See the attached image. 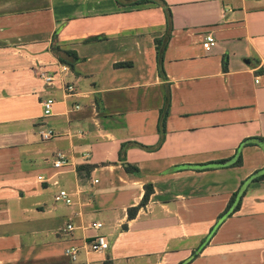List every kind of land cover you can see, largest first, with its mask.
Masks as SVG:
<instances>
[{
    "label": "crops",
    "instance_id": "crops-1",
    "mask_svg": "<svg viewBox=\"0 0 264 264\" xmlns=\"http://www.w3.org/2000/svg\"><path fill=\"white\" fill-rule=\"evenodd\" d=\"M43 128L58 135L42 140ZM124 142L142 145L125 151L137 172L118 160ZM261 143L264 0H0V264H264V176L250 178L264 175ZM57 153L70 163L54 168ZM59 189L73 203L55 201ZM96 234L108 249L85 251Z\"/></svg>",
    "mask_w": 264,
    "mask_h": 264
},
{
    "label": "trees",
    "instance_id": "trees-1",
    "mask_svg": "<svg viewBox=\"0 0 264 264\" xmlns=\"http://www.w3.org/2000/svg\"><path fill=\"white\" fill-rule=\"evenodd\" d=\"M166 13H167V16L170 17L169 10H167ZM168 23H169V20H168ZM168 39H169V32H166L163 36H161L159 38H156V40H155L156 63H157L158 73H159L160 76H163V77L165 76L164 70H163V59H164V52H165V49H166V46H167V43H168ZM57 59L61 63L66 64V65H68L71 68L74 66V64L76 62H78L80 60V58L77 56V54H76V52L74 50H60V51L58 50ZM168 106H169V102H168V98H166V101L164 103V107L162 109H160V111H159L157 130H158V133H159L160 136H159L157 144L151 147L153 149H157L158 147H160V145L164 141L165 120H166V116H167V112H168ZM249 139H254V138H249ZM249 139H247V140H249ZM130 144L142 146L141 144H137L136 142H132V143L124 142V143H122L121 146H120V150L118 152V154H119L118 155V160L123 163V166H124L126 171H128V172H137L136 167H134L133 165H130L125 160V151H126V148ZM261 145H262V147H264L263 143H261ZM145 148H146V146H145ZM227 160L228 159L220 160L218 162H215V164H220L221 165L222 163L227 162ZM231 165L232 166L241 165V158L237 157L236 160L231 163ZM84 168H87V166L86 167L84 166ZM258 173H259V170L256 171L253 174L254 176H252L250 178L251 179L253 178L254 180H258V179H260V178H262L264 176L263 174L259 175ZM152 192H153L152 185L150 183L145 184L144 185V193L142 195V198H141L140 202L137 205H135L133 207H130L128 209V217H130V218L133 217L134 214L137 212V210L147 203V201L149 199V196L151 195ZM244 193H245V191H241V190H237L234 193H232L231 199H230V203L231 204L236 203V206L234 207L232 212L235 211L239 207L241 198L244 195ZM228 214H229L228 211H225L224 213L221 214V217H223L225 215H228ZM180 264H184V263L182 262Z\"/></svg>",
    "mask_w": 264,
    "mask_h": 264
},
{
    "label": "built area",
    "instance_id": "built-area-1",
    "mask_svg": "<svg viewBox=\"0 0 264 264\" xmlns=\"http://www.w3.org/2000/svg\"><path fill=\"white\" fill-rule=\"evenodd\" d=\"M215 38L211 33H207L204 35V38L202 40V47L205 50H209L214 44H215ZM64 69H66L64 67ZM40 76L43 78L46 85H52L54 81V75L52 74H44L41 73ZM64 90L67 94L73 95L76 92V89L74 85L72 84H65ZM40 104L42 106V115L44 117L50 116L53 111V106L55 104V99L53 97H45L40 101ZM78 106H76L77 108ZM58 133H56L51 128H43L39 131V136L42 140H49L55 136H57ZM70 157L67 156L65 153H57L55 155V158L52 161V165L54 168H61L63 166H66L70 163ZM37 179L40 181L43 180L42 176H39ZM94 182H97V180H94ZM72 194L69 193L65 189H59L58 192L54 195L55 201L64 202L66 204L73 203ZM102 226V223L100 222H93L92 227L95 229H98ZM74 228V225L72 223H67L64 228H62L63 232H69ZM82 247L87 252H103L106 251L109 247V242L107 238L104 235L96 234L88 241H83ZM80 250V246L77 245H69L65 248V253L72 259L75 260L77 258L78 251Z\"/></svg>",
    "mask_w": 264,
    "mask_h": 264
}]
</instances>
